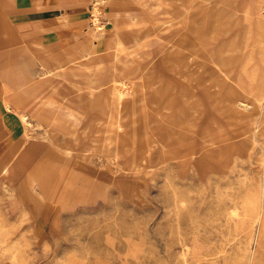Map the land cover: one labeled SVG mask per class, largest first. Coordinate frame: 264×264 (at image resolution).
<instances>
[{
  "label": "rangeland",
  "instance_id": "374dc122",
  "mask_svg": "<svg viewBox=\"0 0 264 264\" xmlns=\"http://www.w3.org/2000/svg\"><path fill=\"white\" fill-rule=\"evenodd\" d=\"M82 2L30 125L0 109L50 177L0 172V264H264V0Z\"/></svg>",
  "mask_w": 264,
  "mask_h": 264
},
{
  "label": "crops",
  "instance_id": "0c3cea01",
  "mask_svg": "<svg viewBox=\"0 0 264 264\" xmlns=\"http://www.w3.org/2000/svg\"><path fill=\"white\" fill-rule=\"evenodd\" d=\"M82 1L52 0L50 5L54 6L55 9L54 13H49L46 12V0H27L26 3L28 4L24 8L21 7V9L16 6V0H0V45H3L6 40H12V42L15 40L21 41V45L16 49H0V109L5 114L12 113L15 109L19 113L32 110L31 107L35 109L36 107L33 104L34 99L42 98L46 92L36 80L47 75L48 69L50 71L52 69L57 70L63 64L72 61L76 55L73 56L68 53L69 50H76V53H78L81 49L85 36H82V39L71 38L67 40L69 42L67 48L58 47L56 43L60 40L59 35L64 37L65 35L69 37L81 35L78 28L82 23V19L78 18L79 14L76 11L85 7ZM14 10H17L16 12L19 15V18L15 20L10 17V13ZM47 18L50 22H48ZM9 30L12 32H9ZM58 31H60V34ZM38 35L42 36L41 41H33ZM49 42H51L50 45H48ZM41 45H45V47ZM32 46L43 47V50L35 53L32 50ZM92 48L91 45L87 50L92 51ZM27 54H30V59H26L25 55L27 56ZM37 62H39V68L33 70ZM8 104L13 107L12 111H8L5 108V105ZM18 116V121L23 124L19 114ZM6 127H11L15 132L18 130V122L8 117L0 122V141L5 137ZM23 141L20 140L14 143L11 146V150L9 149L8 153L0 159V172H5V174L7 173L13 177L20 176L23 179L20 182L21 189L32 190L35 187L42 189L40 186H35L32 189L27 186V176L23 171L24 167H22V171L15 168L11 169L13 164H18L19 166L23 161H26V164L29 166L35 165L42 158L40 157L34 162H30L28 161L30 155H27L29 152L27 154L24 153L22 158H18L16 156L18 152L13 149L22 148ZM1 166H3L2 169ZM27 194H32V192Z\"/></svg>",
  "mask_w": 264,
  "mask_h": 264
},
{
  "label": "bare ground",
  "instance_id": "6f19581e",
  "mask_svg": "<svg viewBox=\"0 0 264 264\" xmlns=\"http://www.w3.org/2000/svg\"><path fill=\"white\" fill-rule=\"evenodd\" d=\"M102 4H106V0H102ZM97 11H98V9L96 8L94 12L97 13ZM5 107H6V109L8 111H12L13 110V107L10 104L5 105ZM28 107H31V106H28ZM33 111H34V108H32V110L23 111V112L20 113V116H21V119L23 121V124H29L30 125L29 119H30V117L33 116ZM41 166L42 165L39 166L38 164L35 165V167L31 170L29 181L31 183H37L38 185H40V186H42L44 188H48L49 185H50V179H49L50 177L47 176L46 172L41 168ZM16 190H17V188H16Z\"/></svg>",
  "mask_w": 264,
  "mask_h": 264
}]
</instances>
